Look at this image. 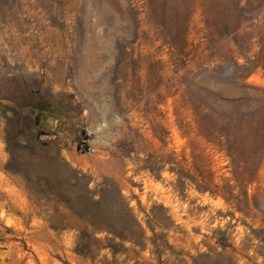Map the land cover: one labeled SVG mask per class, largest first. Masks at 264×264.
Returning a JSON list of instances; mask_svg holds the SVG:
<instances>
[{
  "label": "rangeland",
  "instance_id": "1",
  "mask_svg": "<svg viewBox=\"0 0 264 264\" xmlns=\"http://www.w3.org/2000/svg\"><path fill=\"white\" fill-rule=\"evenodd\" d=\"M13 110L143 247L10 171ZM0 264H264V0H0Z\"/></svg>",
  "mask_w": 264,
  "mask_h": 264
},
{
  "label": "trees",
  "instance_id": "2",
  "mask_svg": "<svg viewBox=\"0 0 264 264\" xmlns=\"http://www.w3.org/2000/svg\"><path fill=\"white\" fill-rule=\"evenodd\" d=\"M41 127L40 115L12 111L6 129L10 171L43 176L49 184L54 183L57 173L61 171L60 193L69 210L86 220L96 233H106L115 240L143 247L145 229L122 191L119 190L114 197L116 204L108 202L107 191H102L101 198L95 200L89 188L90 182L53 151V143L42 139L43 135L49 133L38 130ZM180 178H183V174H180Z\"/></svg>",
  "mask_w": 264,
  "mask_h": 264
},
{
  "label": "crops",
  "instance_id": "3",
  "mask_svg": "<svg viewBox=\"0 0 264 264\" xmlns=\"http://www.w3.org/2000/svg\"><path fill=\"white\" fill-rule=\"evenodd\" d=\"M56 122L57 121H55L54 123H53V125H51V121H50V119H46V120H43L42 121V126L43 127H45L50 133H52V134H55V135H53V137L54 138H56V137H62L63 136V133H59L58 131H56ZM63 137H65V136H63ZM64 152V151H63Z\"/></svg>",
  "mask_w": 264,
  "mask_h": 264
},
{
  "label": "built area",
  "instance_id": "4",
  "mask_svg": "<svg viewBox=\"0 0 264 264\" xmlns=\"http://www.w3.org/2000/svg\"><path fill=\"white\" fill-rule=\"evenodd\" d=\"M80 149H81V150L90 151V152H94V149H92V148H90V147H86V146H85V143H83V144L80 146Z\"/></svg>",
  "mask_w": 264,
  "mask_h": 264
}]
</instances>
